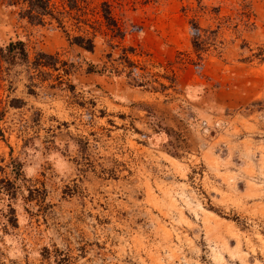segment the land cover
I'll return each instance as SVG.
<instances>
[{
	"label": "rangeland",
	"instance_id": "1",
	"mask_svg": "<svg viewBox=\"0 0 264 264\" xmlns=\"http://www.w3.org/2000/svg\"><path fill=\"white\" fill-rule=\"evenodd\" d=\"M49 1L0 0V264H264V0Z\"/></svg>",
	"mask_w": 264,
	"mask_h": 264
},
{
	"label": "trees",
	"instance_id": "2",
	"mask_svg": "<svg viewBox=\"0 0 264 264\" xmlns=\"http://www.w3.org/2000/svg\"><path fill=\"white\" fill-rule=\"evenodd\" d=\"M24 6L25 9L21 11V16L26 18L33 24H41L43 21V17L47 15H51V6L49 0H18ZM85 0H66V5L71 10H76L79 7V3L84 2ZM13 3V2H12ZM102 9V17L107 23V25H111L116 27L115 22L111 18V13L109 6L103 4ZM192 32L193 38H195L192 42L194 47H198L197 38H199L198 28L195 24H192ZM70 42L73 45H76L82 48L85 51L91 52L93 50V41L89 38H85L82 36L73 37ZM51 56H48L43 53H39L35 60L32 62L31 66L33 69L47 67L49 64L44 61L45 59H49ZM0 59L10 65L12 64H24L28 63V53L26 50L25 43L21 40L10 41L4 47L0 48ZM98 66L90 65L87 68L89 73H103L106 72V68L104 66L97 68Z\"/></svg>",
	"mask_w": 264,
	"mask_h": 264
}]
</instances>
